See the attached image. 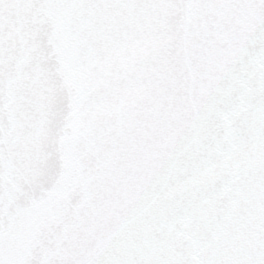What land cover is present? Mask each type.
<instances>
[{"label": "water", "instance_id": "95a60500", "mask_svg": "<svg viewBox=\"0 0 264 264\" xmlns=\"http://www.w3.org/2000/svg\"><path fill=\"white\" fill-rule=\"evenodd\" d=\"M0 264H264V0H0Z\"/></svg>", "mask_w": 264, "mask_h": 264}]
</instances>
